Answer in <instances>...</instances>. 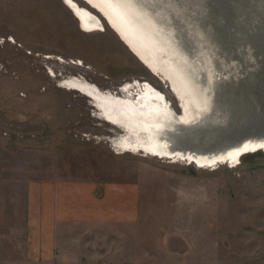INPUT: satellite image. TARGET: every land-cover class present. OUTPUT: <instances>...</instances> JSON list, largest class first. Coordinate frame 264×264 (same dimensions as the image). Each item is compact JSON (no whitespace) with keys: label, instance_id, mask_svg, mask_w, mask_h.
I'll list each match as a JSON object with an SVG mask.
<instances>
[{"label":"rangeland","instance_id":"obj_1","mask_svg":"<svg viewBox=\"0 0 264 264\" xmlns=\"http://www.w3.org/2000/svg\"><path fill=\"white\" fill-rule=\"evenodd\" d=\"M69 2L103 29H82ZM197 2L204 9L198 23L212 27L223 52L219 70L241 71L249 53L264 54V0ZM175 3L197 11L189 0ZM260 72L242 98L264 99V66ZM68 77L115 93L146 82L182 111L168 83L85 1L0 0V264L23 258L27 188L43 180L93 186L98 199L106 192L108 219L64 222L54 258L29 253L27 264H264V151L212 167L119 153L110 139L120 129L89 97L59 85Z\"/></svg>","mask_w":264,"mask_h":264},{"label":"bare ground","instance_id":"obj_2","mask_svg":"<svg viewBox=\"0 0 264 264\" xmlns=\"http://www.w3.org/2000/svg\"><path fill=\"white\" fill-rule=\"evenodd\" d=\"M90 1L147 68L168 83L182 108L179 113L173 111L165 97L146 82L127 83L115 93L79 78L60 81L62 87L89 97L101 117L120 129L119 136L109 138L119 153L142 151L212 167L235 165L243 153L256 148L264 151V131L259 132L264 128V109L258 107L264 99H256L251 92L249 98L241 96L243 88L260 80L262 52L252 53L253 57L249 53L250 63L241 71L219 70L215 60H223V52L216 49L219 44L212 27L205 30L198 23L204 9L197 0H189L195 3L196 13L192 4L191 11L186 6L183 10L184 5L178 9L175 0ZM69 5L82 29H102L92 13ZM255 63L260 68L257 73L249 68ZM219 137L227 138L228 146H212Z\"/></svg>","mask_w":264,"mask_h":264},{"label":"crops","instance_id":"obj_3","mask_svg":"<svg viewBox=\"0 0 264 264\" xmlns=\"http://www.w3.org/2000/svg\"><path fill=\"white\" fill-rule=\"evenodd\" d=\"M76 188L79 192H74ZM87 188L84 183L44 180L27 188L26 243L21 249L23 258L17 259L19 264H27L29 253L46 263L54 258L55 248L60 245L57 235L64 222H107L106 192L98 199L92 195L93 186L85 191Z\"/></svg>","mask_w":264,"mask_h":264},{"label":"flooded vegetation","instance_id":"obj_4","mask_svg":"<svg viewBox=\"0 0 264 264\" xmlns=\"http://www.w3.org/2000/svg\"><path fill=\"white\" fill-rule=\"evenodd\" d=\"M83 1H85L89 6H91L92 8H94L95 10H98L101 14H102V16L103 17H105V15L101 12V10H99L98 9V7H96L90 0H83ZM89 1V2H88ZM93 5V6H92ZM76 16V15H75ZM83 16V15H82ZM105 19H106V23L108 24V26L116 33V29L111 25V23H109V20L105 17ZM80 23H81V20H80ZM102 24V23H101ZM82 25V24H81ZM103 29V28H102ZM102 29H93V30H102ZM117 34V33H116ZM117 36H118V34H117ZM119 38H120V35L118 36ZM122 41H123V43H125L124 42V40H123V38L121 37L120 38ZM130 49V48H129ZM131 51H132V53H134V51L132 50V49H130ZM134 55H135V53H134ZM139 60H141L138 56H136ZM142 61V60H141ZM142 63L146 66V63L144 62V61H142ZM147 67V66H146ZM148 69L153 73V74H155V72L154 71H152V69H150V67H148ZM157 75V74H156ZM158 77H159V75H157ZM68 78H72V79H74V77H68ZM61 82H62V80H61ZM150 85V84H149ZM61 86V85H60ZM62 87V86H61Z\"/></svg>","mask_w":264,"mask_h":264},{"label":"water","instance_id":"obj_5","mask_svg":"<svg viewBox=\"0 0 264 264\" xmlns=\"http://www.w3.org/2000/svg\"><path fill=\"white\" fill-rule=\"evenodd\" d=\"M214 139L215 140H214V144L213 145L217 144V145H220V146H223V145L228 146V144H229V141L227 140V138L219 137L218 139L217 138H214ZM225 142L227 144H224Z\"/></svg>","mask_w":264,"mask_h":264}]
</instances>
